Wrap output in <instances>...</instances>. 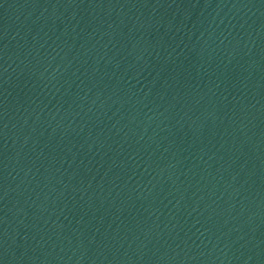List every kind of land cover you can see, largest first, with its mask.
<instances>
[{"label": "water", "instance_id": "95a60500", "mask_svg": "<svg viewBox=\"0 0 264 264\" xmlns=\"http://www.w3.org/2000/svg\"><path fill=\"white\" fill-rule=\"evenodd\" d=\"M0 264H264V0H0Z\"/></svg>", "mask_w": 264, "mask_h": 264}]
</instances>
